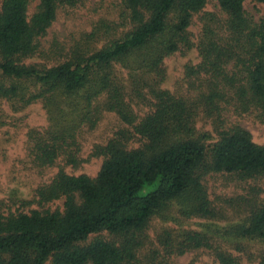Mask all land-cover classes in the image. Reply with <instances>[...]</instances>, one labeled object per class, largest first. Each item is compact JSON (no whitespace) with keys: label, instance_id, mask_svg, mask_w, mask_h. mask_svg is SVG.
<instances>
[{"label":"trees","instance_id":"obj_1","mask_svg":"<svg viewBox=\"0 0 264 264\" xmlns=\"http://www.w3.org/2000/svg\"><path fill=\"white\" fill-rule=\"evenodd\" d=\"M78 1L39 0L28 17L29 0H0V99L23 107L43 101L48 125L29 137L37 167L59 157L77 165V133L95 126L100 109L115 112L132 130L121 129L96 147L104 157L96 176L59 169L38 186L37 203L62 199V209H0V264H171L172 255L200 248L218 264H241L231 249L264 264V197L255 190L251 197L222 198L218 209L204 184L211 173L264 180V145L224 118L225 111L253 114L264 124V18L248 16L246 0H217L224 18L201 17L200 61L185 68L194 94L185 96L160 88L163 61L194 46L188 27L209 0H122L118 25L128 27L122 36L92 48L105 25L99 22L63 60L25 64L58 8ZM119 69L127 71L126 85ZM126 96L147 105L139 121ZM199 111L212 132L196 128ZM133 135L142 144L127 148ZM174 201L185 218L214 220L211 230L163 228L151 238L153 216L174 219ZM224 204L242 217L216 222L227 217Z\"/></svg>","mask_w":264,"mask_h":264},{"label":"rangeland","instance_id":"obj_2","mask_svg":"<svg viewBox=\"0 0 264 264\" xmlns=\"http://www.w3.org/2000/svg\"><path fill=\"white\" fill-rule=\"evenodd\" d=\"M122 0H79L76 5H63L58 8L56 18L47 29L46 34L39 38V48L33 56L23 60L25 64H40L51 66L64 59L69 49L81 39L84 33L90 32L99 22L104 23L100 28V38L92 40L91 47L99 49L110 43L112 39L122 36L127 31V26H119V12ZM39 0H29L27 15L30 17L35 11ZM244 9L248 16L254 20L264 18V4L257 1L246 0ZM205 12H212L218 18H224L217 0H209L205 7L192 18L188 27L191 41L194 46L187 51H178L163 61L164 78L160 88L166 89L175 95H193L194 91L188 88V80L185 78L186 66H192L200 61L196 44L201 34V17ZM106 25L111 27L106 28ZM95 41V42H94ZM55 55V56H54ZM126 70L119 69V76L126 85ZM128 84V83H127ZM129 101L138 120L149 112L147 105ZM102 98H100V103ZM100 118L93 128L81 127L77 133V165L65 164L62 157L47 167H37L29 154V137L31 131H42L48 125V113L42 100L34 101L26 106L14 105L6 99H0V209L7 212H29L31 209H62V199L49 203L39 204L35 201V191L38 186L51 181L59 169L72 175L87 174L96 176L100 170L104 157L95 153L97 146L105 145L116 132L121 129L132 130L131 126L124 123L120 117L112 111L100 109ZM227 125L239 124L251 134L252 140L264 145V124L255 120L253 114L237 115L229 111L224 112ZM195 126L198 130L212 132L210 120L206 119L199 111L196 116ZM142 144L139 136L133 135L126 143L127 148H136ZM208 197L214 207L223 208L222 198H230L248 195L258 190V198L264 197L263 179H238L220 173H211L204 179ZM146 187L144 191L149 190ZM174 219L165 218L162 214L154 215L148 234L151 238L163 229H187L204 232L211 230L207 226L214 220L190 217L185 218L179 210H175L177 201L170 203ZM227 215L224 220H217L221 225L238 221L243 213L234 214L228 206H225ZM171 211V212H172ZM166 215V213H164ZM106 236L105 233L101 234ZM95 235H92V237ZM258 247V245H257ZM256 246L252 247L254 252ZM240 258L241 264H258L256 260H250L246 255L230 250ZM171 264H218L217 260L207 249L189 250L183 254L172 255L169 258Z\"/></svg>","mask_w":264,"mask_h":264}]
</instances>
